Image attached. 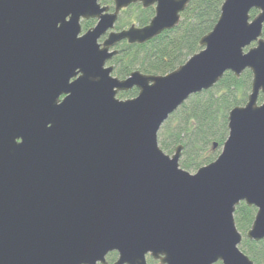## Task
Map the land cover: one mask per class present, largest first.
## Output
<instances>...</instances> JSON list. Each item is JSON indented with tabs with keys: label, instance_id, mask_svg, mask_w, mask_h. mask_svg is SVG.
<instances>
[{
	"label": "water",
	"instance_id": "water-1",
	"mask_svg": "<svg viewBox=\"0 0 264 264\" xmlns=\"http://www.w3.org/2000/svg\"><path fill=\"white\" fill-rule=\"evenodd\" d=\"M99 1L0 0V264H108L112 252V264H254L233 214L254 207L245 237L264 240V0H223L200 51L165 75L124 79L108 65L116 45L174 29L190 0ZM136 3L154 8L148 24L115 30ZM245 70L250 93L229 111L220 153L190 174L181 145L158 146L159 129Z\"/></svg>",
	"mask_w": 264,
	"mask_h": 264
},
{
	"label": "trees",
	"instance_id": "trees-1",
	"mask_svg": "<svg viewBox=\"0 0 264 264\" xmlns=\"http://www.w3.org/2000/svg\"><path fill=\"white\" fill-rule=\"evenodd\" d=\"M108 3H113L108 0ZM223 0H190L180 15L177 27L164 31L156 38L144 44H128L122 41L116 45L118 50L109 62L112 76L124 79L132 71L145 74L165 75L182 65L190 56L202 49L200 39L207 34L216 23ZM129 11L135 16L138 27L148 24L154 15L153 7L142 8L132 4L120 13ZM257 15L250 11V17ZM93 20L84 22V29L89 28ZM129 22L117 19L115 30L125 28ZM264 38V24L262 28ZM252 75L245 70L238 78L226 72L213 88L192 95L163 123L157 133L159 147L164 153H171L178 145L182 146L179 160L180 168L196 170L214 161L225 142L227 131V115L236 106H243L250 93ZM136 89L120 93L118 98L135 97ZM263 97L260 95L258 103ZM216 143L213 150L212 145ZM256 209L240 203L233 214L236 229L242 236L239 249L254 264H264V240L250 241L245 237L254 220ZM116 254H109L114 259ZM220 264V263H217Z\"/></svg>",
	"mask_w": 264,
	"mask_h": 264
},
{
	"label": "rangeland",
	"instance_id": "rangeland-1",
	"mask_svg": "<svg viewBox=\"0 0 264 264\" xmlns=\"http://www.w3.org/2000/svg\"><path fill=\"white\" fill-rule=\"evenodd\" d=\"M99 3H100L101 6H108L110 8V10H112L111 9L112 4L108 3V0H100ZM118 18L122 22H129V24L133 23L134 25L137 26V23L135 22V16L132 15L129 11H127L125 13H120L119 16H118ZM92 20L93 19H90V20H87V21H81V34L80 35H82L83 33H85V31L88 29V28L87 29H84V22H89V21H92ZM95 23H96V20H93V24L91 26H89V28L93 27L95 25ZM128 26H130V25L125 26V28H127ZM252 46H254V44H251V47ZM120 93H127V92H120ZM120 93L117 94V96H116L117 98H118V95ZM129 98H131V97L118 98V99L124 100V99H129ZM173 153H174V151H172L171 153H166V154L172 155ZM197 169L196 170H193V171L192 170H185V171L189 172L190 174H194L197 171Z\"/></svg>",
	"mask_w": 264,
	"mask_h": 264
},
{
	"label": "flooded vegetation",
	"instance_id": "flooded-vegetation-1",
	"mask_svg": "<svg viewBox=\"0 0 264 264\" xmlns=\"http://www.w3.org/2000/svg\"><path fill=\"white\" fill-rule=\"evenodd\" d=\"M137 4H139V3H137ZM140 5V4H139ZM142 7V6H141ZM152 7V6H151ZM143 8V7H142ZM154 9V8H153ZM112 253H114V254H116V256H115V258L114 259H112V260H109L108 259V256H109V254H112ZM112 253H109L107 256H106V262L108 263V264H112L113 262H115L116 261V259H117V253L116 252H112ZM146 262H147V264H159L160 262H159V260H154V259H152L150 256H146Z\"/></svg>",
	"mask_w": 264,
	"mask_h": 264
}]
</instances>
